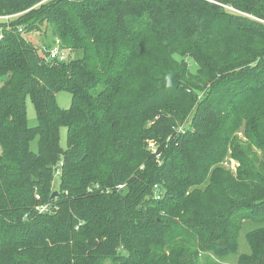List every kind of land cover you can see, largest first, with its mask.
Masks as SVG:
<instances>
[{
  "label": "trees",
  "instance_id": "obj_1",
  "mask_svg": "<svg viewBox=\"0 0 264 264\" xmlns=\"http://www.w3.org/2000/svg\"><path fill=\"white\" fill-rule=\"evenodd\" d=\"M10 15L0 264H222L244 221L236 264H264V0H0ZM47 31L75 58L45 61L26 35Z\"/></svg>",
  "mask_w": 264,
  "mask_h": 264
},
{
  "label": "rangeland",
  "instance_id": "obj_2",
  "mask_svg": "<svg viewBox=\"0 0 264 264\" xmlns=\"http://www.w3.org/2000/svg\"><path fill=\"white\" fill-rule=\"evenodd\" d=\"M26 37L30 38L31 43L36 48L40 47L42 45V42L50 45L54 41L52 34L49 33L48 31H47L46 36L42 35V37H39L36 34H31V35H26ZM57 41H59V40H57ZM75 56H76L75 53L72 54L68 51V60L74 59ZM175 58L177 60L179 59V57H177V56H175ZM183 61L186 62L189 72L191 74H195L197 69H198L197 64L189 57H186ZM55 97H56V102H57V105L59 106V108L67 109L70 107L72 97L70 96V94L68 92H66L64 90H59V92L56 93ZM25 112L27 114V126L28 127L36 126L37 117L35 114L32 99L30 98L29 95L26 97V101H25ZM238 135L241 136V132H239ZM66 141H67V129L65 127L61 126L60 132H59V145L63 149H65L67 147ZM28 145H29L30 150H32L33 152H37V149H38L37 139L30 141ZM252 151H254L256 154L259 155V151L257 149H255L254 147H253ZM258 157H259V161L262 160V159H260V156H258ZM221 166L225 172L235 176L236 170L238 169L239 164L236 160H234L229 155V153H227L226 158L221 163ZM57 185H58V177L56 176L55 181H54V188H56ZM39 206H41V205H39ZM258 227H259V225L253 221L252 222L251 221H244L243 222L242 227H241L239 234H238L239 236H238L237 253L227 255L224 258V261L222 262V264H236L237 257L239 254H241V253L242 254H249L250 253L248 244L246 243V235L245 234L252 231L254 228H258Z\"/></svg>",
  "mask_w": 264,
  "mask_h": 264
},
{
  "label": "built area",
  "instance_id": "obj_3",
  "mask_svg": "<svg viewBox=\"0 0 264 264\" xmlns=\"http://www.w3.org/2000/svg\"><path fill=\"white\" fill-rule=\"evenodd\" d=\"M224 7L226 9H228L229 11H233V12L235 11L232 7H228V6H224ZM13 16L14 15L0 16V20L8 21ZM18 32H21V28L18 29ZM1 37L2 36L0 35V38ZM40 50L42 52L44 51L46 53L44 58H45V61H47V62L59 63V62H67L68 61V50L62 48L59 44V41H57V40H55L50 45V47L43 45ZM55 175L58 176L59 171H56ZM121 187L122 186H119L118 188H121ZM36 209L39 213H44V212H47V210H49L48 204H46L45 206H37Z\"/></svg>",
  "mask_w": 264,
  "mask_h": 264
},
{
  "label": "water",
  "instance_id": "obj_4",
  "mask_svg": "<svg viewBox=\"0 0 264 264\" xmlns=\"http://www.w3.org/2000/svg\"><path fill=\"white\" fill-rule=\"evenodd\" d=\"M57 195V192H55L53 195H52V197H54V196H56Z\"/></svg>",
  "mask_w": 264,
  "mask_h": 264
}]
</instances>
